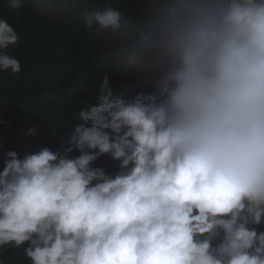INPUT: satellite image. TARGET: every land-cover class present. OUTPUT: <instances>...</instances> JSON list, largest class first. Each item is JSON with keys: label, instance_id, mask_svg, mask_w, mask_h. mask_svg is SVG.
I'll list each match as a JSON object with an SVG mask.
<instances>
[{"label": "clouds", "instance_id": "9594fccd", "mask_svg": "<svg viewBox=\"0 0 264 264\" xmlns=\"http://www.w3.org/2000/svg\"><path fill=\"white\" fill-rule=\"evenodd\" d=\"M5 4L93 32L103 63L156 88L114 96L104 73L97 103L74 113L89 123L58 149L4 152L0 254L23 247L25 264H264V0H133L135 15L128 0ZM20 39L0 18V71H22L9 54ZM102 155L119 162L115 173L93 167Z\"/></svg>", "mask_w": 264, "mask_h": 264}, {"label": "trees", "instance_id": "16d2710c", "mask_svg": "<svg viewBox=\"0 0 264 264\" xmlns=\"http://www.w3.org/2000/svg\"><path fill=\"white\" fill-rule=\"evenodd\" d=\"M127 14L135 15L133 0ZM0 18L8 20L21 34L9 54L21 61L22 71H0V170L4 152H35L42 146L53 150L66 141L78 124L74 113L86 102L97 103L98 84L108 73L114 96L129 97L137 92L153 93L156 86L146 75H129L115 64L103 63V42L83 27L56 22L34 15L29 8L9 10L0 0ZM35 135H25L30 127ZM74 149L70 155H78ZM93 167L108 173L118 170L119 162L102 155ZM23 247L0 254L5 264H25Z\"/></svg>", "mask_w": 264, "mask_h": 264}]
</instances>
